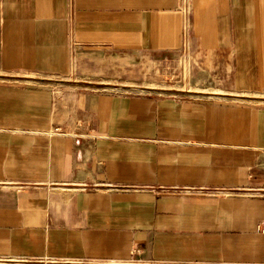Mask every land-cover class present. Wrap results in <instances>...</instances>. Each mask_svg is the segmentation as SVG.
Wrapping results in <instances>:
<instances>
[{
	"label": "crops",
	"instance_id": "0c3cea01",
	"mask_svg": "<svg viewBox=\"0 0 264 264\" xmlns=\"http://www.w3.org/2000/svg\"><path fill=\"white\" fill-rule=\"evenodd\" d=\"M187 5L0 0V264H264V0Z\"/></svg>",
	"mask_w": 264,
	"mask_h": 264
},
{
	"label": "rangeland",
	"instance_id": "374dc122",
	"mask_svg": "<svg viewBox=\"0 0 264 264\" xmlns=\"http://www.w3.org/2000/svg\"><path fill=\"white\" fill-rule=\"evenodd\" d=\"M185 69H187L186 65ZM180 70L178 69L176 61L173 64L171 60L149 61L141 71L137 70L136 72H133L131 76L132 78L121 75L120 71H116L115 78H109L117 83H129L127 81H130L134 86L142 84L151 88H155L156 86L169 88L173 86H183L190 83L191 77L187 75L183 76V72L181 74L182 70Z\"/></svg>",
	"mask_w": 264,
	"mask_h": 264
},
{
	"label": "built area",
	"instance_id": "2783aa9c",
	"mask_svg": "<svg viewBox=\"0 0 264 264\" xmlns=\"http://www.w3.org/2000/svg\"><path fill=\"white\" fill-rule=\"evenodd\" d=\"M182 11L184 12V15L187 16L188 13V5H187V0H183V7Z\"/></svg>",
	"mask_w": 264,
	"mask_h": 264
}]
</instances>
